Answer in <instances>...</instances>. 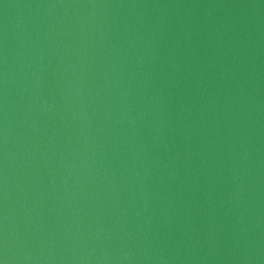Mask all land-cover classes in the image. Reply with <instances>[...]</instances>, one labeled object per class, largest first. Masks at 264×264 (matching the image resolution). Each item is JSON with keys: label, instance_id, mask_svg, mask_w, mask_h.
I'll return each instance as SVG.
<instances>
[{"label": "water", "instance_id": "obj_1", "mask_svg": "<svg viewBox=\"0 0 264 264\" xmlns=\"http://www.w3.org/2000/svg\"><path fill=\"white\" fill-rule=\"evenodd\" d=\"M3 264H264V0H0Z\"/></svg>", "mask_w": 264, "mask_h": 264}, {"label": "snow or ice", "instance_id": "obj_2", "mask_svg": "<svg viewBox=\"0 0 264 264\" xmlns=\"http://www.w3.org/2000/svg\"><path fill=\"white\" fill-rule=\"evenodd\" d=\"M0 264H3V261H0Z\"/></svg>", "mask_w": 264, "mask_h": 264}]
</instances>
